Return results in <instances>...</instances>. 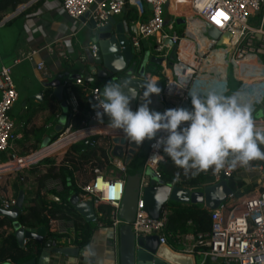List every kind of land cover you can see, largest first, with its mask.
Instances as JSON below:
<instances>
[{"label": "built area", "instance_id": "obj_1", "mask_svg": "<svg viewBox=\"0 0 264 264\" xmlns=\"http://www.w3.org/2000/svg\"><path fill=\"white\" fill-rule=\"evenodd\" d=\"M193 16L207 20L212 26L222 32H230L232 41L235 32H239L236 44L235 59L243 60L249 55L264 58V30L263 28H252L249 26L250 19L264 11V0H187ZM171 0H62L61 12L70 19L78 20L88 12L92 11L91 18L98 27L108 24L110 16L123 14L130 5L140 11L143 18L141 22L132 23L129 27L128 38L131 47L137 54L141 52L142 42L155 38L158 44L156 52L162 56V51L167 40H171L176 47V61L169 67V76L163 82L162 91L159 94V102L166 109L185 107L191 105L190 94H193L192 86L196 80L197 73L204 57L198 56L192 46H188L182 35L177 32L166 31L165 12ZM144 7H149V12H144ZM151 7V8H150ZM146 14V15H145ZM181 18V17H179ZM215 20V22L212 21ZM260 37V38H259ZM215 42V41H214ZM168 49V48H167ZM93 57L97 56L98 48L95 44L90 46ZM37 52H31L27 59L34 60ZM167 58V57H166ZM18 61H15L17 63ZM166 69V63H163ZM37 70H44V63H37ZM85 89L94 105L96 101L103 99L102 90L98 87H87L83 80L77 79L74 83ZM71 82L66 83L68 98L67 105L71 113L78 114L80 105ZM264 99V98H263ZM18 102V93L12 77V66H3L0 69V155L10 151L12 142L17 138L16 125L10 116V112ZM264 102V100H263ZM95 109L88 114L79 128L74 129L72 124L65 126L63 132L55 140L49 142L39 152L28 158H18L11 154L5 163L0 162V169L4 166L19 164L18 170L26 169L37 162L56 159L62 156L60 164L66 161L69 149L77 144L92 148L103 147L110 166L116 170L115 175L107 176L105 171L94 169L92 181L79 188L76 194L80 200L92 199L95 208L99 210L100 205L111 206L114 211L111 214L114 228L119 225L116 213L124 197L127 165L124 158L131 155L132 142L126 139L123 145V158L113 156L115 147L114 139L125 138L123 132L112 129L96 119ZM257 126L264 127V120H254ZM92 123V124H91ZM158 135H161L158 133ZM145 164L144 172L151 170L155 176L164 182L161 175V165L166 163V154L162 150L153 147L155 140H145ZM67 148L66 150H64ZM64 150V151H63ZM66 165L68 163L66 162ZM15 168V170H17ZM257 172H264L262 167L254 168ZM236 173L226 158L225 165L218 172L212 171V181L207 185H213L222 181H229ZM165 183V182H164ZM167 184V183H165ZM119 185V190H116ZM171 187L190 189L182 185L181 179H175L167 184ZM150 186V177L143 176L141 181V193L138 201L135 222L132 225L133 233L137 238L147 236H158L161 244H168L172 238L167 232L168 217L170 209L167 206L158 220L151 219L144 211L143 192ZM258 186V187H257ZM206 187V186H205ZM48 191V188L46 187ZM49 192V191H48ZM241 196L233 190L228 200L218 209H206L211 218V230L207 233L178 234L174 240L176 250L186 254L194 255L203 263L208 259H221L225 264H264V180L256 183V188L250 192L239 190ZM107 193L108 197H104ZM16 205V199L7 197L0 192V208L9 211ZM103 214L96 216L95 222L101 225ZM51 237L65 238L68 246L73 248L75 239L70 237L75 230L72 222L56 219L52 222ZM75 234V233H74ZM26 244V241L24 245Z\"/></svg>", "mask_w": 264, "mask_h": 264}, {"label": "crops", "instance_id": "obj_2", "mask_svg": "<svg viewBox=\"0 0 264 264\" xmlns=\"http://www.w3.org/2000/svg\"><path fill=\"white\" fill-rule=\"evenodd\" d=\"M61 2L62 0H30L28 3L18 7L16 11L18 13L6 22L9 25L0 26V69L3 66H12V77L18 93V102L10 112V116L16 125L17 138L12 142L8 155H0V162L5 163L9 160V156L12 153L16 154L18 158L30 157L45 147L49 139V142L56 139L58 135L53 136L52 134L58 125L67 126L72 113L70 110V115L66 117L65 121H62L60 101L55 96L53 84L59 83L64 87L65 102L68 98H66L65 94L67 92L65 87L67 82L73 84L77 79H81L87 87H98L102 90V80L96 76H90V64L86 61L90 46L93 44L92 31L86 25L88 21L82 23L79 19L73 20L65 16L61 12ZM143 10L148 13L150 9L149 7H144ZM15 13H12V15ZM191 15L192 12L187 0H171L165 12L166 31L169 33L177 32L182 35L188 46H192L198 56L204 57L192 86L193 94L206 96L209 91H215L225 96L238 94L245 88V82L241 75L259 73V71L253 68L251 62L250 67L244 66L243 72L237 70L235 64L231 61L237 60L235 59L236 44L233 41L230 42V44H234L232 54L228 55V61L230 60L231 62L229 61L226 71L215 67L212 61L214 58L220 57L219 54L216 55L215 53L220 47L207 36V29L190 25L189 23L182 25L180 29V25L177 24L179 17L187 18ZM115 19L117 22L127 23L130 27L132 23L141 22L143 18L140 15V11L130 5L123 14L115 16ZM212 21L215 22L214 19ZM249 26L257 29L263 28L264 30V11L253 16L250 19ZM156 41L155 38L147 39L146 44H142L141 52L138 56L142 57L146 51H153ZM202 47L206 48V50H202ZM33 51L37 52V54L34 60L30 61L27 56ZM170 53V48H164L162 57L168 58ZM226 55L227 51L223 50L222 57ZM15 61L18 62L15 63ZM39 62L44 63L42 72L37 70V63ZM260 65L264 68V62H261ZM168 66L166 63V69L164 66L158 68L151 80L155 82L162 80L164 82L169 76ZM199 79L201 80L199 81ZM248 83L250 90L255 82L250 83L249 81ZM256 83L259 84V82ZM248 86L245 89L248 91L247 94L250 95ZM259 86L258 92L264 89V79L260 81ZM74 88L87 94L85 89L80 86L73 84L72 89L75 92ZM263 98L261 102L252 104L251 115L254 120H264ZM246 99V97H243L238 102L244 104ZM87 106L93 107L91 100L85 103L84 107L86 108ZM184 108L190 109L191 105H187ZM100 148L104 149L103 147ZM1 156L5 157L3 161H1ZM61 160L62 156L50 159L56 167L61 165ZM5 167L7 166L0 169V192L5 193L7 197L17 199L20 191H24L27 199L29 194L38 190L39 179L47 173L51 164L46 161L37 162L22 170L17 168L15 170L10 165L8 166L9 169L4 172L3 169ZM98 168L105 171L104 173L110 177L114 176L116 172L115 168L110 166L109 163ZM94 169L96 168L91 165H78V168L74 171V183L78 189L92 181L95 176ZM243 173H236L235 176V180L239 178L245 184L240 189L242 191H245L252 184L264 180V172H256L257 176L260 175V177H252L249 172ZM47 182L46 187L48 188ZM48 191L52 192L49 188ZM63 192L64 186L62 192L58 191L55 193L61 194ZM73 194H76V192L71 191L68 198ZM89 199L91 198H87L84 201ZM81 202L83 201L81 200ZM94 209L96 216L98 213L100 214L97 208L94 207ZM3 217L0 215V220ZM81 218L84 223L91 224L94 228L90 243L80 248L74 241L75 246L73 248H80L78 258L56 256V259L51 261L50 264H118V237L113 223L111 225L106 224L102 221L103 217L100 219L101 225L95 221L87 223L82 216ZM110 221L112 222L111 219ZM3 233H14V229L4 226L0 228V235ZM47 236V239H52L51 232L48 230ZM70 237L76 240V230L73 231ZM52 240L58 247H71L68 246L65 238L56 237ZM168 244L174 249L176 248L174 239H169ZM25 245H28V241H26ZM197 264H225V262L221 259H208L203 263V260L199 259Z\"/></svg>", "mask_w": 264, "mask_h": 264}, {"label": "water", "instance_id": "obj_3", "mask_svg": "<svg viewBox=\"0 0 264 264\" xmlns=\"http://www.w3.org/2000/svg\"><path fill=\"white\" fill-rule=\"evenodd\" d=\"M17 13L6 17L0 23V26H4ZM91 13L92 11L79 19L82 23L88 21L86 25L92 31V43L98 48L96 57H93L90 50L88 51L86 61L90 64V76H96L102 80V93L104 86L108 83L121 85L125 93H130L134 96L130 106L135 110L140 104L144 103L142 95L144 90L143 83L146 80H151V77H154L153 75L158 71V68L163 66V63H167L168 67L174 64L176 61V47L171 40H167L165 46L171 49V53L168 58H165L156 52L158 44L155 43L153 51H146L142 57H139L131 47L127 36L129 32L127 23L117 22L115 17L110 16L108 24L98 27L91 18ZM191 19L202 23L207 29V36L214 40L218 47H226L225 39L228 37L229 41H232L233 36L230 32L220 31L201 17L192 16ZM188 23L189 20L187 18L181 17L177 19V24L179 25ZM142 44H146V40ZM156 82L162 91L163 81L157 80ZM52 86L55 88V96L60 101L62 121H65L66 117L70 115V108L64 101V87L59 83ZM149 108L162 112L164 106L159 102V95L153 94L151 96ZM102 124L108 125L107 116H104ZM64 128V125H58L52 135H60ZM113 142L115 144L112 151L113 156L120 159L123 158L122 146L126 145V138L114 139ZM131 147L137 149L138 152L131 150V155L125 157L127 165L125 191L115 217L119 222V225L115 227L118 237V264H197L198 260L194 255L179 252L169 244H161L158 236L137 238L133 233L132 225L136 219L142 178L144 174L150 177V186L144 189L143 192V202L144 211L153 220H158L163 210L170 203L201 206L205 209L216 210L228 200L233 193V189L228 181L191 190L178 186L171 187L159 180L151 170L144 172L145 141L140 145L132 143ZM236 180L240 179L236 178ZM49 199L56 202L61 201L55 195H50ZM67 201L87 223L95 221L96 215L92 199L81 202L79 196L73 194ZM25 202V193L20 191L15 207L9 211L0 209V215L13 221L15 236L22 245H24L25 241H34L42 246L39 258L26 264H50L51 261L56 259V256L78 258L80 248L58 247L52 239H47V229L45 227L26 229L21 226L18 222V217L25 208Z\"/></svg>", "mask_w": 264, "mask_h": 264}, {"label": "clouds", "instance_id": "obj_4", "mask_svg": "<svg viewBox=\"0 0 264 264\" xmlns=\"http://www.w3.org/2000/svg\"><path fill=\"white\" fill-rule=\"evenodd\" d=\"M143 89L144 103L133 110V95L125 93L119 84H106L103 99L93 105L96 119L102 123L107 116L108 126L121 130L135 145L155 140L153 147L181 168L218 172L228 157H233L232 166L239 163L241 167L264 160L260 147L264 145V127L256 125L251 108L240 104L235 96L215 91L206 96L194 93L189 95L190 109L157 112L149 108L151 96L161 92L157 82L146 80Z\"/></svg>", "mask_w": 264, "mask_h": 264}, {"label": "trees", "instance_id": "obj_5", "mask_svg": "<svg viewBox=\"0 0 264 264\" xmlns=\"http://www.w3.org/2000/svg\"><path fill=\"white\" fill-rule=\"evenodd\" d=\"M30 0H0V23L6 15L15 13L19 6L28 3ZM9 25L7 23L5 26ZM75 94L79 100L80 110L78 114H72L67 126L72 124L74 129L79 128L81 122L92 112L93 107H84L89 102L90 97L74 88ZM66 98L68 93L66 92ZM264 150V145L260 146ZM4 155V154H2ZM3 161L4 156H1ZM166 163L161 165V175L165 183L170 184L175 179H181L182 185L191 189L203 188L212 181V168L208 170H196L191 168H181L166 155ZM233 157H228V163L232 165ZM106 152L102 148H92L77 144L72 146L64 161L59 167L53 165L50 160L46 162L51 164L47 173L39 179V188L34 193L28 195L24 210L18 217V222L23 228L38 229L45 227L48 231L52 230V222L56 219H63L73 223L76 230L75 243L78 247L87 246L92 237L93 227L91 224L84 223L81 216L68 203L67 198L71 191L79 192L74 181V171L78 165H91L94 168L103 167L108 163ZM66 162L68 165H66ZM239 164V163H237ZM236 164V165H237ZM235 165V166H236ZM264 169V160L250 161L246 167ZM20 178V177H19ZM50 179L59 180L64 186V192L57 194L46 190V182ZM230 187L241 196L239 190L245 186L244 182L236 181L235 177L228 181ZM51 194L60 197L61 201L56 202L49 199ZM170 215L166 232L174 239L178 234H187L190 231L194 233H207L211 230V218L209 212L201 206H189L178 203L168 205ZM99 211L103 214L102 221L111 225L110 217L114 209L108 205H100ZM8 226L13 228V221L7 217L0 220V228ZM41 253V246L28 241V245H22L14 233H3L0 235V264H26L37 259Z\"/></svg>", "mask_w": 264, "mask_h": 264}, {"label": "bare ground", "instance_id": "obj_6", "mask_svg": "<svg viewBox=\"0 0 264 264\" xmlns=\"http://www.w3.org/2000/svg\"><path fill=\"white\" fill-rule=\"evenodd\" d=\"M190 10H191V8H190ZM192 16L193 15L187 17L190 25H196V26H201V27L205 28L201 22H199L197 20H192L191 19ZM238 38H239V32L236 31L235 36L233 38V43H236ZM225 43H226L225 48L220 47L215 52L216 55L217 54L220 55V57L214 58L212 61L213 65L215 67H217L219 69H223V70L225 69V71H226L227 66L232 61V63L235 64L237 70H240V72H243V68H245L244 66L246 65V66L250 67V62H251L253 68H255L256 70L259 71V73H252V74L251 73H249V74L245 73V75H241V78L245 82V84H244L245 88H247V86L249 85V83H248L249 81H250V83L255 82V84L251 86L250 90H249L250 86H248V90L250 92V95L247 94L248 91L245 88H243L238 94L234 95L238 101H239V99L241 101L243 97H246L247 99L244 101L245 103L242 105H248L252 109L253 108L252 104L254 102H258V103L261 102L262 98L264 97V89L259 91V92L257 91L258 87L260 88V86H259L260 81H262V79H264V68L262 67V65H260L261 64L260 60L257 57H255L254 55H249V56L245 57L242 61L241 60L240 61H237V60H231L230 61L229 60L230 61L229 62L228 61V55L230 53L232 54V49H233L234 44L233 45L230 44L229 37L225 39ZM202 50H206V48L202 47ZM223 50L227 51V55L222 57ZM200 80L201 79H199V81ZM256 82H259V84ZM104 197H108V194L105 193Z\"/></svg>", "mask_w": 264, "mask_h": 264}, {"label": "rangeland", "instance_id": "obj_7", "mask_svg": "<svg viewBox=\"0 0 264 264\" xmlns=\"http://www.w3.org/2000/svg\"><path fill=\"white\" fill-rule=\"evenodd\" d=\"M17 11V10H16ZM11 15H12V13H10ZM10 14H8V15H6L5 17H8V16H10ZM181 27H182V25H180L179 26V28L181 29ZM251 27V26H250ZM179 28H177L178 30H180ZM259 60H260V62H264V58L263 57H261V56H258L257 57ZM242 60V59H241ZM67 148H65L64 150H66ZM63 150V151H64ZM19 167V164H16L15 166H14V168H18ZM233 168H234V171H235V173H240V172H244L243 174H245V173H247V172H249V175L250 176H252V177H260V175H258L257 176V170H254V168H249V169H247L246 167H241L240 165H236V166H233ZM257 168V167H256ZM9 169V167L7 166V167H5V169H3L4 170V172L6 171V170H8ZM109 169V168H108ZM47 185H48V188H49V190L50 191H52V192H62V190H63V184H62V182L61 181H59V180H55V179H50L48 182H47ZM258 187V186H257ZM256 188V184H252L249 188H247V189H245V192H250V191H252L253 189H255Z\"/></svg>", "mask_w": 264, "mask_h": 264}]
</instances>
